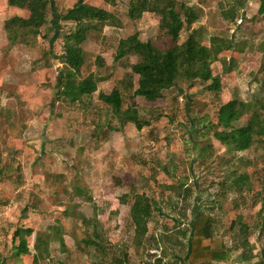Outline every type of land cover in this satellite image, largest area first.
I'll use <instances>...</instances> for the list:
<instances>
[{
    "label": "rangeland",
    "instance_id": "1",
    "mask_svg": "<svg viewBox=\"0 0 264 264\" xmlns=\"http://www.w3.org/2000/svg\"><path fill=\"white\" fill-rule=\"evenodd\" d=\"M50 1V21L41 35L48 34L51 42L38 38L32 47H10L3 24L27 12L0 0V264H32L35 233L54 225L62 229L67 251L61 252L58 242H52L50 258L38 264L264 262V136H254L252 146L240 153L227 150L207 132L216 110L229 99L251 102L253 111L264 118L262 0H177L194 9L197 20L191 29L201 31L202 44L208 45L216 35L244 49L234 55L231 68L213 63L220 90L209 92L205 88L210 82L194 81L176 85L162 102L136 98L139 118L147 124L141 130L126 124L120 131L109 128L119 123L98 94L117 89L126 107L136 89L137 76L130 68L136 57L114 62L116 47L134 32L142 42L154 41L158 17L145 13L130 20L128 0H117L115 6L86 0L111 12L119 25L87 33L81 75L93 73L108 80L99 83L94 94L69 104L65 99L56 101L54 92L63 69L62 35L73 29L60 15L75 0ZM189 31L181 33L179 42ZM231 55L227 54L228 60ZM244 123L242 117L236 124ZM241 156L251 161V166L238 171L251 176L250 193L227 188L229 182L221 185ZM73 182L88 191L90 202L74 196ZM135 194L153 202L139 248L132 244L129 213ZM66 207L81 218L65 216ZM199 212L211 220L209 239L193 236L192 222ZM242 224L247 227L244 231ZM19 226L33 230L26 238L30 253L20 256V262L9 253ZM84 239L98 247L81 243L79 250L75 241Z\"/></svg>",
    "mask_w": 264,
    "mask_h": 264
},
{
    "label": "trees",
    "instance_id": "2",
    "mask_svg": "<svg viewBox=\"0 0 264 264\" xmlns=\"http://www.w3.org/2000/svg\"><path fill=\"white\" fill-rule=\"evenodd\" d=\"M11 7H16L27 12L26 16L14 15L5 20L3 30L10 47L23 45L32 47L36 39L43 40L49 44V35H41L43 28L49 23V13L51 11L50 0H6ZM110 6H115L117 0H102ZM264 11V0L259 12ZM152 14L158 17V33L154 41L142 42L138 38V33L134 32L128 37L121 39L116 47L113 61L116 62L125 57H136V62L131 64V72L137 76L136 89L128 97L126 107L123 108V100L117 89H112L109 94L100 92L98 100L109 107L115 116L118 127L109 126L112 130L120 131L126 124H132L137 130H141L147 123L139 118L136 98H141L145 102H162L165 93L173 89L176 85L194 81L200 83L210 82L206 86L209 92L220 90L221 85L217 76L213 74L212 65L220 62L224 66L231 68L235 64V54L243 51L241 44H235L229 38H222L212 35L208 45L201 42L202 33L197 28L191 29L196 22L197 15L192 7L187 6L177 0H128L126 15L130 20H139L143 14ZM62 22L73 24V29L62 35V51L59 62L62 64V71L58 77L57 89L54 92L56 101L65 99L69 104L78 102L84 96H90L97 91V86L108 80V76L89 73L81 75L82 67L85 63L82 44L85 42L87 33L90 31L100 32L104 27H117V18L109 11L90 5L86 0H75L72 8L60 15ZM184 30H190L186 39L179 42L180 35ZM47 50V47H44ZM232 57L228 60L227 54ZM43 57L48 63L49 52L45 51ZM234 57V58H233ZM97 64L104 66L101 58H97ZM264 92V79L261 84ZM245 123L237 125L242 118ZM215 140L224 144L229 151L245 152L253 143V137L264 136V118L258 116L253 111L251 102L242 99H229L223 102L215 113L214 122L209 124L208 131ZM238 166L230 170V177L226 178L221 185L236 186L241 192L250 193L252 189L251 176L245 172L239 173L241 168L251 166V161L244 157L236 159ZM238 173V174H236ZM58 181V177H56ZM74 196L83 197L90 202L91 196L82 186L72 183ZM67 186L65 190H67ZM73 196V194H72ZM261 210H264L261 208ZM153 202L144 194H135L130 206V218L133 224L132 244L139 248L143 245V240L147 232V223L151 218ZM64 215L67 217L81 218L75 210L66 207ZM262 216V215H261ZM264 220V218L262 217ZM200 222L203 225L200 227ZM264 224V223H263ZM234 222L231 223L233 227ZM241 230H246V225H240ZM211 220L205 218L199 212L192 222V233L209 239L212 234ZM33 230L19 226L16 228L11 240L9 250L11 258L20 262L19 257L28 255L27 237L31 236ZM192 242H193V238ZM246 237L242 240L244 245ZM52 242H58L61 252H66L63 231L59 225L46 228L45 231L35 233L33 242L34 254L32 264L50 258L49 246ZM79 250L81 243L85 246L91 244L98 247L94 241L76 240ZM126 256V254H125ZM218 260H223L222 256L214 254ZM261 262L260 264H263Z\"/></svg>",
    "mask_w": 264,
    "mask_h": 264
},
{
    "label": "crops",
    "instance_id": "3",
    "mask_svg": "<svg viewBox=\"0 0 264 264\" xmlns=\"http://www.w3.org/2000/svg\"><path fill=\"white\" fill-rule=\"evenodd\" d=\"M261 14L264 15V11ZM262 22L264 23V16H263ZM260 48H262L261 49V55H262V58H263L264 57V46H263V43H260Z\"/></svg>",
    "mask_w": 264,
    "mask_h": 264
}]
</instances>
